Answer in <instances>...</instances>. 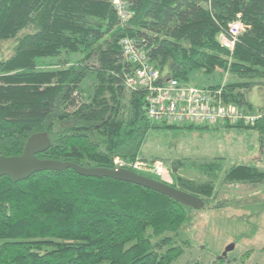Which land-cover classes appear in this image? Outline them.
<instances>
[{
    "label": "trees",
    "instance_id": "1",
    "mask_svg": "<svg viewBox=\"0 0 264 264\" xmlns=\"http://www.w3.org/2000/svg\"><path fill=\"white\" fill-rule=\"evenodd\" d=\"M128 2L131 16L121 24L112 0H0V43L14 41L12 56L0 60V157L21 156L27 139L44 133L50 146L39 160L114 169L116 157L137 159L149 130L208 128L148 121L147 92L126 86L132 65L119 45L124 38L160 80L187 84L194 72L227 70L231 80L204 88H221L225 103L254 117L223 127L257 131L264 148V109L255 112L246 97L254 89L264 95V0ZM236 21L243 28L229 49L221 42ZM198 168L212 176L221 169L214 162ZM223 176L264 184V171L243 164ZM171 187L204 206L213 196L211 182L178 179ZM189 210L149 189L72 169L16 183L2 175L0 264H172L183 253L174 240Z\"/></svg>",
    "mask_w": 264,
    "mask_h": 264
},
{
    "label": "rangeland",
    "instance_id": "2",
    "mask_svg": "<svg viewBox=\"0 0 264 264\" xmlns=\"http://www.w3.org/2000/svg\"><path fill=\"white\" fill-rule=\"evenodd\" d=\"M13 46V40L0 43V60L12 56ZM38 66L48 68L44 62ZM231 79L227 70L214 77L197 71L190 75L187 85L208 87ZM89 86L90 82L84 84V88ZM258 93V89L246 92L255 112L264 109V95ZM133 162L147 164L153 173L146 172L145 176L170 186L177 185L178 179L212 184L213 196L205 206L189 210L188 221L174 240L183 253L172 264L192 260L211 264L219 257L226 264H264V184L228 183L223 176L229 168L242 164L264 171V148L257 131L223 126L152 129ZM211 162L221 168L215 176L198 168ZM156 167L161 171L160 178L154 174ZM228 247L230 251H226Z\"/></svg>",
    "mask_w": 264,
    "mask_h": 264
},
{
    "label": "built area",
    "instance_id": "3",
    "mask_svg": "<svg viewBox=\"0 0 264 264\" xmlns=\"http://www.w3.org/2000/svg\"><path fill=\"white\" fill-rule=\"evenodd\" d=\"M113 9L121 24L131 16L128 0H112ZM240 22H233L228 27V35L221 44L232 49L237 36L242 31ZM124 58L132 65V76L126 79V86L133 90L147 92L145 97V115L151 124L177 126H233L239 122L250 124L254 117L238 111L233 105L225 103L221 97V88L181 84L176 80H160V74L148 62L146 55L134 48L133 42L122 39L119 42ZM161 81V82H160ZM114 169H126L137 174L151 172L147 164L113 159ZM156 177L161 176L158 167ZM150 174V173H149Z\"/></svg>",
    "mask_w": 264,
    "mask_h": 264
},
{
    "label": "water",
    "instance_id": "4",
    "mask_svg": "<svg viewBox=\"0 0 264 264\" xmlns=\"http://www.w3.org/2000/svg\"><path fill=\"white\" fill-rule=\"evenodd\" d=\"M49 146L50 141L46 134L32 135L27 139L21 156L0 157V176L9 175L12 182L16 183L38 172L72 169L83 177L110 178L149 189L190 209L199 210L204 207V202L194 195L126 169L84 168L73 163L39 160L36 155L44 153ZM230 249L231 247H228L226 251Z\"/></svg>",
    "mask_w": 264,
    "mask_h": 264
}]
</instances>
